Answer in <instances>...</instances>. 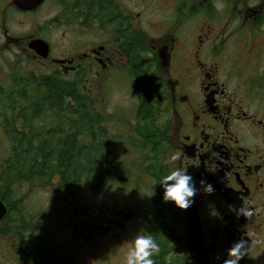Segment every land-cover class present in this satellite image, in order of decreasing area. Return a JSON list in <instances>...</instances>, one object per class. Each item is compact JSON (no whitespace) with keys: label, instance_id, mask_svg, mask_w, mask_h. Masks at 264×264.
Instances as JSON below:
<instances>
[{"label":"flooded vegetation","instance_id":"af4514ba","mask_svg":"<svg viewBox=\"0 0 264 264\" xmlns=\"http://www.w3.org/2000/svg\"><path fill=\"white\" fill-rule=\"evenodd\" d=\"M48 3L50 13L34 19L28 34L12 31L7 10L0 11V52L26 55L34 65L29 74L57 77L97 98L112 74L130 77L135 45L166 83L161 97L167 108L153 111L165 127L156 153L159 175L155 180L143 173L154 187L145 208H90L77 205L79 191L52 188L67 195L64 204L73 209V216L61 217L73 221L67 225L74 246L102 256L122 236L132 238L137 226L154 237L165 232L173 260L181 264H223L240 239L247 241L248 252L238 264H264V0H42L30 11L0 0L17 19L40 16ZM36 41L45 44V57L40 48H29ZM176 167H186L197 187L184 210L162 199L158 183ZM201 179L212 185V193L202 191ZM242 206L250 216L238 214ZM174 219L172 233L166 232L164 224ZM29 249L13 263L47 264L43 248L38 259L35 245Z\"/></svg>","mask_w":264,"mask_h":264},{"label":"trees","instance_id":"16d2710c","mask_svg":"<svg viewBox=\"0 0 264 264\" xmlns=\"http://www.w3.org/2000/svg\"><path fill=\"white\" fill-rule=\"evenodd\" d=\"M133 35L134 41L139 40L136 33ZM131 55L128 74L136 99L133 128L139 139L137 149L146 152L142 160L146 164L145 171L157 180L160 163L156 153L163 141L165 127L161 128L153 111H160L166 83L152 70V64L144 61L135 45ZM12 82L9 90L0 88V110L10 115L9 121L1 124L9 153L0 165V200L7 208L0 227H22L26 222V209L16 199L11 200V186L15 183L22 181L37 188H82L97 192L129 177L128 163L111 158L110 136L104 126L106 118L97 110L93 99L81 94L72 83L57 77L14 75ZM40 118L45 123H37ZM56 119L60 122L51 126ZM165 211L164 208L161 213ZM172 221L175 219L164 224L165 231L170 228L172 233ZM11 231L2 230L0 236L18 235ZM156 235L160 253L154 257L155 264H181L173 260L169 236L165 232ZM44 251L47 264H60L55 254ZM34 253V258L38 259V250Z\"/></svg>","mask_w":264,"mask_h":264},{"label":"rangeland","instance_id":"374dc122","mask_svg":"<svg viewBox=\"0 0 264 264\" xmlns=\"http://www.w3.org/2000/svg\"><path fill=\"white\" fill-rule=\"evenodd\" d=\"M51 7L48 3V10H43L45 13L42 11L40 16L26 15L20 19L11 17L12 12L8 6H0V11L7 10L5 21L12 31L28 34L33 20L41 19V17L46 18L52 9ZM18 20L20 27L17 26ZM33 67L31 60L22 52L18 54L16 51L0 52V88L2 91L10 89L13 85L12 77L14 75L24 77L33 71ZM173 70H171V77L176 87L178 76ZM163 71L165 72V70ZM121 73H114L111 78L110 76L106 78L101 85L97 98H93V100L97 105V110L106 118L104 126L110 136L111 158L128 163L130 175L121 183L102 192L84 191L83 189L80 192L81 188H74L73 191H79L76 193H80L79 195L82 197L77 205L89 206L90 208L98 205L115 206L123 210H131L132 207L145 208V198L154 188L152 181L147 176L148 174H143L146 170V164L142 163V160L143 153L146 156V152L137 149L139 139L133 128L136 99L132 81L126 74ZM167 104L168 102L162 101L161 112H165ZM9 116L8 113L0 110V165L9 153V144L1 126L2 123L9 121ZM166 119L167 117L161 118L162 125ZM55 121L51 123V126L60 122L57 119ZM11 188L13 190L11 200L19 201L28 215L24 214V221L26 222L22 227L12 226L8 229L3 226L0 227V231L13 230L19 235L9 233L0 236V264H14V257H17L19 252L22 253L23 250H26L29 253V248L34 245V252L41 247L48 253L55 254L60 264H122L127 241L131 239L130 235L122 236L120 243L102 256H98L97 253L94 255L95 253L91 252L92 248H90L91 255L88 256L82 252L83 250L77 248L78 244L74 246L72 228L67 225L73 221L62 220V215H74L73 209L70 210L68 204H64L67 195L63 192L54 191L52 188H37L22 181L13 184ZM139 224L142 225L141 222ZM135 229L134 235L139 231H144V227L136 226Z\"/></svg>","mask_w":264,"mask_h":264},{"label":"clouds","instance_id":"9594fccd","mask_svg":"<svg viewBox=\"0 0 264 264\" xmlns=\"http://www.w3.org/2000/svg\"><path fill=\"white\" fill-rule=\"evenodd\" d=\"M158 183L163 189L162 199L171 202L180 210L190 207L193 203V197L197 194L196 182L186 167L174 168L164 175ZM199 185L204 193H212L213 187L210 183L201 179ZM237 212L244 217L251 215L243 206ZM247 252V241L237 240L227 250L223 264H238ZM159 253L160 245L154 236L146 230L139 231L127 241L122 264H155L154 257Z\"/></svg>","mask_w":264,"mask_h":264},{"label":"water","instance_id":"95a60500","mask_svg":"<svg viewBox=\"0 0 264 264\" xmlns=\"http://www.w3.org/2000/svg\"><path fill=\"white\" fill-rule=\"evenodd\" d=\"M42 0H13V6L20 10V11H30L34 8H36V6H38L41 3ZM45 44L43 42H31L29 45V48H40L41 51L43 52H39V54H41V56L45 57L46 56V48H44ZM6 207L4 206V204L0 201V220L5 216L6 214Z\"/></svg>","mask_w":264,"mask_h":264}]
</instances>
